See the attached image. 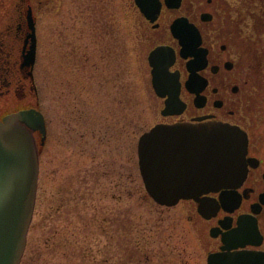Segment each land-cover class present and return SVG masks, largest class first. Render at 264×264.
Instances as JSON below:
<instances>
[{
  "label": "flooded vegetation",
  "instance_id": "af4514ba",
  "mask_svg": "<svg viewBox=\"0 0 264 264\" xmlns=\"http://www.w3.org/2000/svg\"><path fill=\"white\" fill-rule=\"evenodd\" d=\"M153 1L152 8L143 11L135 0H126L133 19L127 26V35L122 37L117 34V20L109 6L111 0L79 4L80 15H87L81 18L83 26H75L80 42L71 39L66 30L60 31L62 71L57 75L56 65L53 69L52 62L48 64V93L57 84L52 82L54 72L59 85L64 87L60 99L64 100L65 134L72 130L68 129L72 127L70 120L81 117L77 131L80 139L86 141L81 150L84 154H95L93 145L101 131L97 112L101 106L107 112L102 117L107 122L108 113L117 109L113 127L119 131L123 126L129 142L132 43L147 86H153L150 53L164 46L172 55L166 74L169 82L162 85L176 86L178 99L174 101L175 111L165 114L163 109L169 95L160 96L154 91L160 105L156 123L195 126L226 123L248 135V173L239 186L226 189L232 194L230 203L222 201L224 190L203 194L201 197L208 204L202 210L194 199L181 201L189 206V220L205 255V264L209 254L224 250L225 233L232 230H237L240 236L234 239L228 236L233 244H238L230 251L264 252V0ZM46 2L47 5L41 0H15L11 16L8 14L9 24L0 29V101L9 102L15 91L13 109L38 106L35 78L25 64V55L29 48L30 18L36 20L38 28L39 18L47 15L48 7L52 8L53 3ZM155 4L160 5L157 10ZM68 69L78 76L70 77ZM72 86L79 87L75 99L70 95ZM47 99L44 149L48 151L53 145L54 119L50 98ZM85 102L92 107L91 118L80 108ZM7 110L2 108L0 116ZM35 136L40 143L38 131ZM205 140V145L210 146V140ZM201 141L200 138L198 144ZM181 143L186 141H173L174 146ZM88 147L91 150L87 151ZM209 203L217 204V209L212 210Z\"/></svg>",
  "mask_w": 264,
  "mask_h": 264
},
{
  "label": "rangeland",
  "instance_id": "374dc122",
  "mask_svg": "<svg viewBox=\"0 0 264 264\" xmlns=\"http://www.w3.org/2000/svg\"><path fill=\"white\" fill-rule=\"evenodd\" d=\"M41 1L44 5L48 4L46 1L53 4L46 9L47 15L39 18L34 78L42 111L45 100L50 98L54 138L52 148L48 151L42 148L40 152L35 211L20 264H205V255L189 220L188 204L157 203L147 192L140 172L138 141L157 122L160 105L152 86L146 84L134 44L129 142L123 126L119 131L113 127L117 109L108 113L107 122L99 106L101 131L93 145L96 153L84 154L86 141L80 139L77 131L81 117L70 120L72 127L68 129L72 132L65 134L64 100L60 99L64 87L53 72L52 82L57 84L51 85L53 91L48 93V64L52 62L53 69L56 65L57 75L62 71L60 31L66 30L71 39L80 42L75 26H83L81 18L87 15H80L79 4L92 0ZM14 3L15 0H0L2 30L9 24ZM109 6L120 30L117 34L127 35L133 16L126 0H111ZM68 71L73 79L78 76ZM78 90L79 87H71V99L76 98ZM16 98L14 91L8 104L6 100L0 101V110L4 107L8 110L3 113L13 110ZM31 100L36 102V98ZM80 108L85 116L93 117L90 103L85 102Z\"/></svg>",
  "mask_w": 264,
  "mask_h": 264
},
{
  "label": "water",
  "instance_id": "95a60500",
  "mask_svg": "<svg viewBox=\"0 0 264 264\" xmlns=\"http://www.w3.org/2000/svg\"><path fill=\"white\" fill-rule=\"evenodd\" d=\"M137 2L144 7L143 2ZM28 42L26 64L33 66L37 49L34 19ZM165 57L164 48L159 47L150 59L154 66L156 92L162 96L169 95V99L174 98L167 102L163 110L166 114L175 111L173 106L177 102L174 101L178 97L174 90L176 86L162 85L169 82L166 78L168 68L162 63ZM188 130L196 131L194 127L183 130L177 125L157 124L140 138L141 174L149 194L162 205L172 206L181 199L189 198L202 202L200 193L233 188L247 174L248 136L245 131L225 124H212L201 129V133L205 131L212 143V149L205 153L207 159L204 160L200 153L195 152V155L188 151L184 155L183 151L174 152L173 147H167L169 139L191 136L183 133ZM33 131H39L44 140V116L36 108L21 109L0 119V264H20L27 244L40 169L39 150ZM205 166L210 180L201 185L197 178L203 175ZM231 197L232 194L225 191L222 200L230 203ZM230 253L212 254L208 264H264V256L257 253Z\"/></svg>",
  "mask_w": 264,
  "mask_h": 264
},
{
  "label": "trees",
  "instance_id": "16d2710c",
  "mask_svg": "<svg viewBox=\"0 0 264 264\" xmlns=\"http://www.w3.org/2000/svg\"><path fill=\"white\" fill-rule=\"evenodd\" d=\"M60 206V205H59ZM56 213H58L59 211H58V209H56V211H55Z\"/></svg>",
  "mask_w": 264,
  "mask_h": 264
}]
</instances>
